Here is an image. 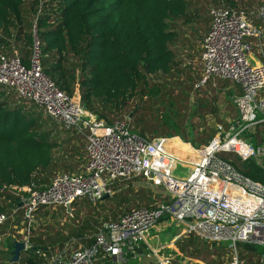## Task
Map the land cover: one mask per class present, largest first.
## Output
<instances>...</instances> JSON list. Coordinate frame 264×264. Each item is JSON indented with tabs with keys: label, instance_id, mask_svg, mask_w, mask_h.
<instances>
[{
	"label": "trees",
	"instance_id": "trees-1",
	"mask_svg": "<svg viewBox=\"0 0 264 264\" xmlns=\"http://www.w3.org/2000/svg\"><path fill=\"white\" fill-rule=\"evenodd\" d=\"M216 1L230 7L250 2ZM188 5L189 0H0V52L16 51L27 64L37 38L44 74L68 96L77 90L80 103L99 118L111 122L129 116L133 132L148 137L180 135L200 146L214 136V128L198 130L199 125L191 120L215 110L211 104L216 93L206 85L210 78L201 83L202 75L193 64L201 49L198 40L209 22L198 33L195 48L189 43L187 49L173 45L178 40L174 21L185 18ZM222 80L219 86L230 83ZM189 91L193 94L191 104ZM27 100L0 83V212L7 215L0 223V233L6 232L8 226L10 231L15 230L7 248L0 249L10 258L14 240L27 239L18 260L6 264H44L52 251L66 248L70 239L91 244L103 221L161 199L151 187L135 189L131 180L115 179L111 183L113 192L106 197L113 200V209L103 203H99L101 212L91 206L71 208L68 212L61 205L54 209L37 205L32 211L34 220L29 223L25 206H18L19 194L24 192L18 188L45 186L58 171L80 170L86 151L81 133L62 126L58 129V122L32 100L28 105ZM225 106L229 115L235 116L229 98L225 99ZM215 120L225 124L222 118L215 116ZM188 124L194 128L192 136L187 133ZM254 128V132L247 134L258 143L264 139V122H258ZM231 158L243 175L264 181V171L253 161L241 160L236 155ZM14 207L17 209L13 211ZM21 226L22 232L18 233ZM173 226L164 230H173ZM174 244L185 256L206 264L209 260H228L216 248L217 242L203 240L193 232L178 236ZM239 244L257 253L255 264H264V246ZM145 251V245L137 249ZM132 257V253H127L125 264ZM239 261L245 264V260ZM177 262L173 260L172 264ZM95 264L113 262L106 255Z\"/></svg>",
	"mask_w": 264,
	"mask_h": 264
},
{
	"label": "built area",
	"instance_id": "built-area-1",
	"mask_svg": "<svg viewBox=\"0 0 264 264\" xmlns=\"http://www.w3.org/2000/svg\"><path fill=\"white\" fill-rule=\"evenodd\" d=\"M257 2L253 8L210 9V24L194 61L200 67L201 83L210 77L234 83L230 96L236 114L226 117L225 124L217 122V133L200 146L180 135L148 137L133 132L129 116L111 122L99 118L79 97L68 96L44 74L37 38L27 64L16 51L0 52V83L85 139L86 160L80 170L58 171L45 186L18 188L24 190L18 206H25L29 223L37 205L53 209L61 205L71 212V203L77 198L96 201L109 196L115 179H141L161 196L151 206H136L116 219L103 221L91 244L54 250L44 264H95L106 255L113 264H121L127 253L140 255L137 249L142 245L152 251L156 263L172 264L174 255L164 253L161 246L151 247L147 235L153 227L163 230L179 224L183 226L181 235L193 232L208 242L226 244L233 251L228 264L240 263V242L264 246V181L243 175L231 163V156L217 154L234 153L264 171V139L254 143L247 134L264 122V95L259 94L264 89V0ZM177 160L189 166L185 177L172 174ZM6 217L0 212V223ZM176 251L188 261L177 264H189V260L206 264Z\"/></svg>",
	"mask_w": 264,
	"mask_h": 264
},
{
	"label": "rangeland",
	"instance_id": "rangeland-1",
	"mask_svg": "<svg viewBox=\"0 0 264 264\" xmlns=\"http://www.w3.org/2000/svg\"><path fill=\"white\" fill-rule=\"evenodd\" d=\"M257 4H258L257 0H250V2H249L250 6L244 4V6H242V7L249 6V7L253 8V7H256ZM220 5H222V3H220V1H216V0H189V5H188V9H187L188 13L185 16V18L176 19L174 21V26L178 30V40L175 41V43H173V45L178 46L181 49H187L188 43H189L195 48V45H196L197 39H198V33L200 31H202L203 27L207 24V22H210V19H211L210 9H211V7L220 6ZM208 19H209V21H208ZM199 40H198V44L201 41V40L200 41ZM189 49L191 50V48H189ZM196 56H197V54H196ZM194 60L197 61V58H194ZM193 64L195 67H197L196 63H193ZM197 70L200 73V69L198 67H197ZM220 81H223V80L218 78V77H210V80H208V82L206 83L209 90L215 89L216 100H214L213 103L211 104V107L215 108V110L212 112H209V111L205 112L204 115H202V116L192 117L191 121L193 123H197L199 125L198 130H201V129L204 130L206 128V126H210V127L214 128V131L216 134L217 130H216L215 124L217 122L215 120V116H217L218 118H222L224 120L226 117L229 116L228 107L225 106V99L229 98V100L231 101L230 93H231V91L235 85L233 82L230 81L229 84L219 86ZM259 94L264 95V89L260 90ZM185 96L186 95H184L183 97H185ZM74 97H76V98L79 97L77 90H75ZM187 97H188V100H190V99L192 100V98H193L192 91H189V95ZM191 100H190V104L192 103ZM27 104L28 105L31 104V101L27 100ZM184 104H186V102H184ZM42 114L45 115L44 112ZM59 126L60 125H58V129H59ZM186 129L188 130L187 133L189 134V136H192L193 131H194L193 126L191 124H188ZM182 139L186 142H190L188 140H185L183 137H182ZM84 142H85V139H84ZM217 154L220 156H226V155L227 156H234V153L226 152V151H219ZM188 173H189V166H187L183 162L177 160L175 163V166L172 168V174L175 176L185 177ZM131 184L133 185V187L135 189L140 187V186H144L147 188L150 187L147 182H144L141 179L140 180H132ZM99 203L106 204L112 209H113V206L115 207L113 200L112 199L108 200V198H106V197L101 198V199L96 200V201H90L89 199L83 197V198L76 200L75 203L70 206V208H86L88 206H91L94 210L101 212L103 210H101L102 207H101V205H99ZM46 207H48V206H45V208ZM23 219H24V217H23ZM62 221L63 220L61 219L60 222H62ZM182 227L183 226L181 224L173 226V230H170V229L164 230L165 228L163 230H158V229H155V227H153V228H151L149 234L147 235V241H148L149 245H151V247L158 248L161 246L162 247L161 250L164 253H171L172 255H174L173 260L181 261L182 263H188V261H186V259L182 260V255L176 251L177 247L174 244V241L176 240V238L181 235V228ZM22 228H23V226L19 227L18 230L21 229V232H22ZM14 232H15V230L13 232L10 231L9 226H8L6 229V232L0 233V248H3V249L7 248L6 246L8 245L9 240L14 239L13 238ZM73 240L74 239H70L68 241V243L66 244V248H69L71 243L75 242ZM23 241H25V239ZM216 248L218 250H221L222 254H223L222 256L228 257V260L222 261V262L209 260L207 264H228L231 256L233 255V251L229 250L227 248L226 244L217 243ZM237 249L239 251V259L245 260V264H250L251 262L253 264H255L254 259H255V257H257L256 256L257 253L254 254V251L253 252L248 251L247 249L243 248L242 244H237ZM249 258H250V260H248ZM261 258L264 260L263 255ZM149 261L156 262V258L154 256V254L152 253V251H150L148 249V251L141 252L140 255L133 256L130 259L129 264H144V263H147ZM0 262L2 264H6V263L11 262L10 258L8 257V254L1 249H0ZM189 262L194 263L195 261L189 260ZM191 263H189V264H191Z\"/></svg>",
	"mask_w": 264,
	"mask_h": 264
},
{
	"label": "water",
	"instance_id": "water-1",
	"mask_svg": "<svg viewBox=\"0 0 264 264\" xmlns=\"http://www.w3.org/2000/svg\"><path fill=\"white\" fill-rule=\"evenodd\" d=\"M25 247H26L25 241H23V240H14L13 250H12L13 253H12V256L10 257V261L11 262L12 261H17L18 260V257H19L20 250H22ZM113 258H114V256H113ZM121 264H125V262H122Z\"/></svg>",
	"mask_w": 264,
	"mask_h": 264
},
{
	"label": "crops",
	"instance_id": "crops-1",
	"mask_svg": "<svg viewBox=\"0 0 264 264\" xmlns=\"http://www.w3.org/2000/svg\"><path fill=\"white\" fill-rule=\"evenodd\" d=\"M209 24H210V22H209ZM208 27H209V25H208ZM208 29V28H207ZM206 29V30H207ZM206 32V31H205ZM199 69H200V67H199ZM238 89V88H237ZM58 124V123H57ZM77 132V131H76ZM107 197V196H106ZM103 198H105V197H103ZM105 202V201H104ZM18 233H21V229L20 230H18ZM73 241H75L74 243H71V245H70V247H69V249L71 248V246L73 247V248H76L79 244H81V245H87V244H89V243H86V242H84L83 240H81V239H74ZM75 243H77V244H75ZM75 244V245H74ZM77 245V246H76Z\"/></svg>",
	"mask_w": 264,
	"mask_h": 264
}]
</instances>
